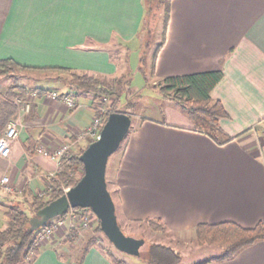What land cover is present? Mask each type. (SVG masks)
I'll use <instances>...</instances> for the list:
<instances>
[{"label": "crops", "instance_id": "crops-1", "mask_svg": "<svg viewBox=\"0 0 264 264\" xmlns=\"http://www.w3.org/2000/svg\"><path fill=\"white\" fill-rule=\"evenodd\" d=\"M145 10V0H0V59L118 77L125 67L117 56L123 51L129 68L130 45L143 40ZM206 70L224 72L212 96L229 112L220 119L223 129L240 135L221 144L195 130L192 120L146 115L132 121L116 171L121 224L156 218L170 236L196 237L201 223L249 227L264 220V0H172L152 79ZM76 98L81 107L70 111L43 93L30 112L16 114L19 136L11 155L0 157V176L10 174L28 196L57 171L37 146L62 141L96 116L91 97ZM57 244L41 245L29 264H115L97 245L79 262ZM206 264H264V239Z\"/></svg>", "mask_w": 264, "mask_h": 264}, {"label": "trees", "instance_id": "trees-1", "mask_svg": "<svg viewBox=\"0 0 264 264\" xmlns=\"http://www.w3.org/2000/svg\"><path fill=\"white\" fill-rule=\"evenodd\" d=\"M145 6V16L140 32V36L143 39L149 26V20L152 17V13H154V7L156 6L160 10L156 13H162L161 24H159V20L156 24L158 29H161V39L151 57L150 73L154 77L156 75L157 57L167 38L172 0H145ZM141 60L145 64V56ZM14 71H41L46 73L53 71L57 73L54 79L62 82L67 87V91L61 92V96L68 95L76 100V97L83 95L91 97V106L94 108L96 114L103 117L104 122L108 115L117 108V104L121 102L123 96L121 91L115 89V85L122 82L125 74L110 78L87 72L80 73L69 67H37L20 64L13 58L0 59L1 75L11 76L15 74ZM126 77L128 82H131V70H129ZM223 77L224 72L222 70H206L169 75L157 81V88L163 98L180 104L193 121L195 130L210 136L221 144L240 135L231 136L223 129L220 119L222 117H229L230 115L222 101L212 96L214 87ZM32 90H36L39 95L47 91L43 86L34 89L15 86L9 88L7 94L2 96L0 99V136L5 132L9 119L12 116H16L18 112V104L14 99L19 97L25 100ZM108 101L110 102L109 104H107ZM104 106H108V109L103 112L102 108ZM127 107L134 109L135 104L129 102ZM83 150L84 148L79 150L69 149L63 154L58 172L54 177L50 178V186L47 187V199L36 194L28 196L25 193L26 198L24 201H14L5 211L4 216L7 220V225L0 227V264H29L39 254L40 246L37 244L38 234L42 229L51 224L53 218L36 230L31 229L30 219L48 202L64 194L67 187L73 186L78 182L84 170L83 163L80 160V154ZM88 209L92 211L91 208ZM68 212L59 216H67ZM145 221L149 222L157 230L167 229V226L161 219L148 218ZM99 233L104 232L98 219L95 234L87 240L86 244L82 247L81 255L77 257L79 262H83L91 246L96 245L99 240ZM196 239L201 244L208 243L221 247L219 255L196 264H206L210 260L232 258L243 247L264 239V220H260L255 225L249 227L240 225L234 221L201 223L196 227ZM103 249L106 250L108 256L113 259L115 264H128L124 259L116 256L112 249ZM139 257L145 258L150 264H180L183 259L181 252L177 248L163 242H150L146 251H142Z\"/></svg>", "mask_w": 264, "mask_h": 264}, {"label": "rangeland", "instance_id": "rangeland-1", "mask_svg": "<svg viewBox=\"0 0 264 264\" xmlns=\"http://www.w3.org/2000/svg\"><path fill=\"white\" fill-rule=\"evenodd\" d=\"M157 11L159 9L154 7L152 13V17L149 20V26L147 27V32H145V36L143 40H136L130 45V60H129V68L126 66V61L123 59L125 57L123 51H121V55L117 56L119 59V65L125 67V72L123 74L124 77L122 78V82L115 85V89L117 91H121L123 93L121 102L117 104V108L114 111H128L132 115L133 125L138 122L139 118L143 116H154L164 121L168 122H175L182 124L185 123H192L191 119L188 117L187 112L181 107L180 104L173 100L164 99L163 96L160 94L157 84L158 82H154L150 73V65H151V57L152 54L161 39V29H158L156 26L158 20L159 24H161L162 20V13L158 14ZM145 56V64H143L141 58ZM143 66L142 68H140ZM129 69L132 71V79L131 82H128L126 79ZM14 75L11 76H4L0 74V99L3 95H6L8 89L15 86H24L26 88H38L43 86L48 88L47 90H52L51 88H55V90L59 91H67V87L62 83L54 79L57 73L53 71L46 73L41 71H14ZM127 73V74H126ZM17 76V77H14ZM113 78V77H110ZM16 98L14 99V101ZM32 102L31 108L27 110H21L19 105L18 113L24 114L30 112L33 108V103L35 98L30 99ZM83 101V100H81ZM78 105L75 107H69L70 111L76 110L81 107V103L77 100ZM129 102L135 104L134 109H129L127 105ZM110 102L108 101L107 104ZM108 109V106H104L102 108L103 112ZM93 118L92 123L87 124L85 126L79 127L78 130L70 133L67 138L63 139L62 141L45 144L41 143L39 145L45 146L48 149L49 154L46 152H39L41 155L53 160L57 164V171L53 174L49 173L46 177V180L43 183L37 192L36 195L47 199L48 198V188L50 186V178L54 177L55 174L59 170V165L63 154L69 150H79L81 148H86L87 145L96 137H94L90 132L89 129L94 127L96 124L103 123L104 119L102 116L96 114ZM184 115V116H183ZM18 119L20 121L21 116L20 114L16 115L14 119ZM99 123H97V120ZM143 119V118H142ZM8 125V124H7ZM127 137V136H126ZM126 144V138L121 144L119 150H117L111 157L107 167V179H108V187L113 195L114 200L116 201L118 198V190H117V181H116V171L119 164V160L123 153V149ZM67 145L65 151L60 156L55 154V151L58 150L60 147ZM3 175H8L10 177V181L13 186L17 187L18 190H22V188L16 185L10 174L4 173ZM2 176V175H1ZM0 176V177H1ZM69 187L65 189L67 191ZM26 198L24 192H19L18 194H7L5 190L0 185V203L6 200L7 204L1 205L0 207V227H5L4 224H7V220L4 216L5 211L3 207H8L14 201H24ZM8 199V200H7ZM78 208V207H77ZM83 208L84 212L90 213L91 217L89 219V224L84 226L81 221L76 222L74 226L69 225V222L66 225H63L52 232V235L49 238L39 239L37 237V244L39 246L49 242L53 239L57 240L60 244H57L58 250L60 253H64L67 255H71L74 257H79L81 255L82 247L86 244L87 240L95 234V228L98 224V217L93 213V211L89 210L88 207H79ZM6 210V209H5ZM68 216V215H67ZM65 216V218H67ZM55 218V217H54ZM80 223L82 225H80ZM120 223V222H119ZM123 230L127 234H133L136 236H143L146 238V245L142 248V251H146L148 244L150 242H163L170 244L177 248L182 254V262L180 264H195L202 260L209 259L215 255H219L221 253V247L217 245H212L208 243L201 244L197 241L196 237L188 236L184 234H177L171 235L170 233L166 232L165 230H158L155 229L149 222L144 223H128L126 224L124 221L122 224ZM97 234V232H96ZM99 240L97 241L96 245L101 248H110L114 252L116 256L119 258L124 259L128 264H150L148 260L143 257L135 256L126 254L117 248L114 247L113 243L107 238L104 233L98 234Z\"/></svg>", "mask_w": 264, "mask_h": 264}, {"label": "water", "instance_id": "water-1", "mask_svg": "<svg viewBox=\"0 0 264 264\" xmlns=\"http://www.w3.org/2000/svg\"><path fill=\"white\" fill-rule=\"evenodd\" d=\"M132 125V116L126 111H112L104 122L99 137L92 140L80 154L83 174L59 197L51 200L30 219L36 230L50 219L65 214L70 208L88 207L97 215L107 238L120 251L139 256L146 238L127 234L119 224L117 207L108 187L107 167L110 157L119 149Z\"/></svg>", "mask_w": 264, "mask_h": 264}, {"label": "built area", "instance_id": "built-area-1", "mask_svg": "<svg viewBox=\"0 0 264 264\" xmlns=\"http://www.w3.org/2000/svg\"><path fill=\"white\" fill-rule=\"evenodd\" d=\"M44 94L47 97H51L53 99H62L69 107H75L78 105V102L75 98L65 95L61 96V92L57 90H47L44 92ZM39 93L36 90L30 91L28 94V97L24 100L22 98H16L15 102L19 105L21 110H29L32 106V102L30 99L37 98L39 97ZM97 120V119H96ZM97 123H99V120H97ZM21 125V122L16 118L11 120L6 129L5 132L0 136V157H9L12 152V144L14 140L19 136V126ZM101 125L102 122L99 124H96L94 127L89 129V132L94 136V137H99L100 130H101ZM67 148V145H64L60 147L58 150L55 151V154L57 153L58 156L63 154V151ZM37 150L39 152H46L49 154V151L45 146L38 145ZM264 153V152H263ZM0 185L2 188L7 192V194H18L19 192H22V190H18L17 187L13 186V184L10 181V177L8 175H3L0 177ZM83 208H72L68 212L67 218L65 216H56L55 218L52 219L51 224L47 226L46 228L42 229L41 232L38 234V238L44 239V238H49L52 235V232L63 226L66 225L68 222L71 226H74L76 222L81 221L84 226H87L89 224V219L91 217L90 213H85L83 211ZM68 221V222H67ZM80 223V225H82Z\"/></svg>", "mask_w": 264, "mask_h": 264}]
</instances>
